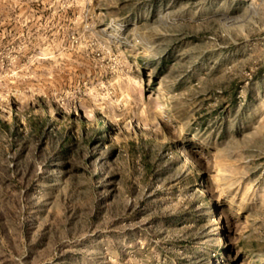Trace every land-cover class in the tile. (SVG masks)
Returning a JSON list of instances; mask_svg holds the SVG:
<instances>
[{
    "label": "rangeland",
    "instance_id": "1",
    "mask_svg": "<svg viewBox=\"0 0 264 264\" xmlns=\"http://www.w3.org/2000/svg\"><path fill=\"white\" fill-rule=\"evenodd\" d=\"M0 264H264V0H0Z\"/></svg>",
    "mask_w": 264,
    "mask_h": 264
}]
</instances>
